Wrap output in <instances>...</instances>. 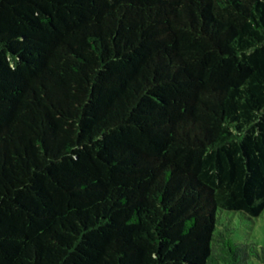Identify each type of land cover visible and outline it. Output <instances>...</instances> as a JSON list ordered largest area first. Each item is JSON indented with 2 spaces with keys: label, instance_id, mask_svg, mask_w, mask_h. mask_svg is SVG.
<instances>
[{
  "label": "trees",
  "instance_id": "1",
  "mask_svg": "<svg viewBox=\"0 0 264 264\" xmlns=\"http://www.w3.org/2000/svg\"><path fill=\"white\" fill-rule=\"evenodd\" d=\"M264 0H0V264H264Z\"/></svg>",
  "mask_w": 264,
  "mask_h": 264
},
{
  "label": "rangeland",
  "instance_id": "2",
  "mask_svg": "<svg viewBox=\"0 0 264 264\" xmlns=\"http://www.w3.org/2000/svg\"><path fill=\"white\" fill-rule=\"evenodd\" d=\"M233 220V238L237 242H253L257 249L264 248V212L255 218L248 219L238 214H231ZM248 264H263L259 259L250 258Z\"/></svg>",
  "mask_w": 264,
  "mask_h": 264
}]
</instances>
